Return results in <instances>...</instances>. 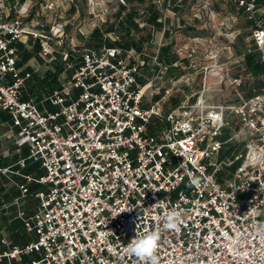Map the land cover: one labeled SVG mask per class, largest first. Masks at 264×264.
Wrapping results in <instances>:
<instances>
[{
	"label": "built area",
	"instance_id": "1",
	"mask_svg": "<svg viewBox=\"0 0 264 264\" xmlns=\"http://www.w3.org/2000/svg\"><path fill=\"white\" fill-rule=\"evenodd\" d=\"M223 1L245 7L264 70V5ZM153 3L162 8L159 22L166 21L170 0ZM210 6L211 0H204L205 14L198 17L213 19ZM13 10L16 18H10ZM29 13L24 5L0 0V109L21 128L17 142L29 147L27 160L44 167L47 175L39 182L48 191L37 194L38 214L24 220L38 242L0 254V264L34 253L39 260L25 264H136L125 246L135 231L162 223L173 207L183 210L185 223L179 231L163 233L160 264H264V73L261 92L242 105L210 104L212 88L205 86L195 102L184 100L165 113L159 103L143 106L150 85L137 80L148 64L163 75L159 58L135 48H88L81 65H69L74 68L70 86L53 96L59 112L47 113L22 100L29 75H19L16 44L28 36L36 39L50 65L57 61L52 41L64 46L66 27L55 20L48 27L39 21L27 27ZM210 60L206 77L241 88L243 78L220 62L219 52ZM71 89L81 94L68 103ZM229 110L243 127L223 141L231 126L225 119ZM153 119L163 127L150 132ZM242 139L244 152L221 158L228 142ZM159 200L161 206L150 207Z\"/></svg>",
	"mask_w": 264,
	"mask_h": 264
},
{
	"label": "crops",
	"instance_id": "2",
	"mask_svg": "<svg viewBox=\"0 0 264 264\" xmlns=\"http://www.w3.org/2000/svg\"><path fill=\"white\" fill-rule=\"evenodd\" d=\"M15 1L16 0H13L14 3ZM20 1L21 3L25 2L22 0ZM194 1L174 0L173 8L170 7L169 9L170 16L166 21L161 24L158 20L159 26L157 27L147 24L148 29L154 28L159 30L160 39L162 41L161 49L167 45H172L174 48H177L178 45H174V40L171 38L174 32H183L187 29L196 30L197 33L195 34L197 35H193V37H190L192 35L187 36L188 40L189 38L199 39L198 37H208L209 32L204 31L203 27L207 26L206 23L203 22V24H199L196 20V16L199 18V15L192 18L189 15L190 13L187 14V11H191L189 5L192 6ZM225 19H232L231 22L228 23L230 26H233V28L238 24L242 26V21H239V23L236 22V16H226ZM29 22L30 23L26 25L27 27L32 24V21ZM198 24L201 26L200 28ZM199 30H201V32H199ZM232 32L237 34L234 35L233 33L232 37L227 35L226 37L229 41L226 45L220 47L218 45L216 52H219L221 63L230 65L232 71H236L232 73L234 76L243 78V84L240 89L237 90L229 85L219 84L215 77H206V75L194 76V74L192 76H183L180 70L182 67L180 66L179 69L176 67L185 62L189 65V63L194 62V60L178 54V60L173 65H169L165 59L160 60L161 64L166 65L163 75H158V77L155 76L157 70L153 71V69L157 68H152L154 66L150 64L139 69L137 76L139 84L142 86L150 85L147 95L143 99V106L148 108L150 104L159 103L163 111L168 113L173 110V108L180 106V103L184 100L195 102L205 86L212 88L208 98L210 104L239 106L242 105L245 100L259 94L262 89L264 71L253 72L254 66L252 65L250 67L245 60L247 55L255 53L256 62L258 61L261 63V56L254 49L255 45L251 38V30L248 28H243V30L238 28ZM132 34H134V30H132ZM233 38H235V40H233ZM36 41V39L28 36L22 42L16 44L18 50L17 61L19 75L22 77L29 75V78H27L22 88V100L34 103L44 112L56 113L59 112V109L53 103V96L56 91L64 90L66 87L70 86L73 69L81 65L82 59L81 56H79V58H74L75 60L72 59V53L76 52L75 48H71L68 51L72 56L67 52H58L57 50V53L64 55V59L67 60V63L64 64L63 68L60 67L59 70L48 73V75H46L47 77L39 78L37 75L40 76L42 74L43 65L37 57L39 49ZM146 42H143V44ZM135 47H137L139 52H144L148 49V46L144 49L139 45ZM253 49L254 51H251ZM249 50L251 52H249ZM222 51L223 54H221ZM26 53L30 54V57L25 58ZM153 53H155V51L152 50V52L149 51L147 55L153 56ZM68 56L71 57L72 60H70ZM69 65H73L74 68H69ZM66 72L68 73L67 77H63L62 74ZM36 77L37 79L35 80ZM13 82L14 77L9 76L7 83L11 84ZM70 92L71 95L68 97V103H72L78 99L81 94V92L76 89H71ZM225 119L231 123V126L226 130L229 131L227 133V138H225V131L222 140L228 141L233 134L240 131L243 125L238 117L230 110L225 114ZM234 125L238 126V128L234 129ZM162 127L163 124L158 119H153L149 131L155 132ZM20 134L21 128L14 126L11 114L6 110L0 109V254L7 253V251H11L15 247L23 249L25 246L38 242L36 234L27 230L24 220L31 219L38 214L41 206L37 194L48 191V186L39 182L41 178L47 175L46 171L40 162L27 160L29 147L27 145L19 147L17 141L19 140ZM237 142H243V139ZM243 143H245V145L242 148L239 143L231 145L230 149L229 146H227V148L225 146L221 158L231 160L235 158L238 153L244 152L246 142ZM22 160H27L25 166L21 165ZM40 257L41 255L37 253L23 255L22 258L14 260L13 264L30 263L39 260ZM6 263L7 260H4L1 264Z\"/></svg>",
	"mask_w": 264,
	"mask_h": 264
},
{
	"label": "rangeland",
	"instance_id": "3",
	"mask_svg": "<svg viewBox=\"0 0 264 264\" xmlns=\"http://www.w3.org/2000/svg\"><path fill=\"white\" fill-rule=\"evenodd\" d=\"M143 1L144 3L141 4L138 2V0H125L126 5H123V3L120 0H26L24 3H21L20 0H16L15 3L13 2V0H8V4L10 2L9 5L11 7H14L16 5L17 7L21 8L24 5L25 8H28V11L30 13L24 18V22L26 23V25L27 23H30L29 21H39L43 23L45 27H48L49 25H51V22L52 23L54 22V20L64 24V26L66 27L65 30L66 46L64 45L62 47H59L58 44L56 43V39H54L52 42L53 44H55L58 52H67L69 55L71 53H69L68 51L71 48H75L76 52L72 53L73 54L72 59L76 57L79 58V56L82 55L84 49L90 48V49L98 50L104 47H108L106 43L117 44L123 41V38L126 39L127 37L125 36L126 34L125 28L127 27V25H124L125 23L124 20L126 18V15L130 13V11H134L138 14L137 16L138 18L136 19L137 23L142 19L141 22L145 23L146 29L142 28L141 31H136L134 29V34H132L131 41H133V43H135L136 45L141 46L143 49L146 46H148V49L144 53L147 55L149 51L152 52L153 50L155 51V53H153L154 55L153 56L148 55V56L151 58H155V57L159 58L161 44H162V41L160 39L161 37L160 32L159 30L154 28H149V29L147 28L148 26L147 15H149V13L145 15V11L147 12V8L149 9L156 8L155 7L156 4L151 3V1L149 0L148 1L143 0ZM203 4H204V0H200V1L195 0L192 6L189 5L191 11L190 12L187 11L188 12L187 14L190 13L189 15L192 18H194V16L198 14L204 16L205 9L203 8ZM170 7L173 8V3L172 4L170 3ZM210 7L215 14V17L213 19H210L208 14L207 16H205L206 18L204 19L197 18L196 16V20L198 21L199 24L200 23L203 24V22L206 23L207 26H203V27H204V31L209 32L208 37L206 38L198 37L199 39L189 38L188 40L187 35H185L184 32L178 31L172 34L171 38L174 40L173 44L178 45L177 48L175 47L173 49L175 51V54L177 56L178 54H180L182 56H186L194 60V62H190L189 65L186 64L185 62L183 64H180L178 67H176L177 69H179L180 66L182 67L180 70L183 76H192L193 74L194 76L205 75L206 74L205 71L206 70L208 71L209 69L207 68L211 66V60H210L211 54L217 53L216 49L218 45L219 47L222 45H226V43L229 41L228 38L226 37L227 35H229V37L230 36L232 37L233 33L234 35H236L237 33L232 31L240 28L238 25H236L234 29L233 26H230V24L228 23L231 22L232 19L230 20L225 19L226 16L227 17L236 16V14L234 13H237V10L234 7H232L230 3H225L223 0H211ZM220 9L224 11H228V13L223 14L222 12L219 11ZM160 10H162V8ZM121 11H124L122 16L119 15ZM232 11H234V13ZM12 13L13 15L11 14V18L12 16L13 18H16L18 16V13H15V10H13ZM118 21H120L119 24ZM113 25H118L117 27L118 31L117 32L113 31L111 33L107 32L106 30L108 28H111ZM97 27L101 28L102 33L104 34L102 40L103 45H101L100 47H98L97 39L92 38V34L97 29ZM200 27L201 26L199 25V28ZM241 27L247 29V24H244V22L242 21ZM199 32H201V30H199ZM117 36H119V38H117ZM190 37H193V35ZM233 40H235V38H233ZM143 42L146 43L143 44ZM221 54H223V51ZM37 57L39 58L41 64L43 65L42 74L40 76L37 75V77L39 78L47 77L46 75H48V73L50 72L53 73L55 72V70L56 71L59 70L60 67L63 68L64 64L67 63V60L64 59V55H62L61 53H57V61L55 62L56 64L55 63H52L50 65L47 64L46 60H44L43 57L41 56L39 50ZM150 65L153 66L152 64ZM155 67L156 66L152 68ZM156 70L157 69H153V71ZM67 74L68 73L66 72L62 74V76L67 77ZM155 76L158 77V74L156 73ZM37 77L35 78V80L37 79ZM237 128L238 126L234 125V129ZM236 143H239L241 145V148L245 145V143L243 142H237L233 140L226 145V148L227 146H229L230 149L231 145ZM238 164L239 163H237L235 167Z\"/></svg>",
	"mask_w": 264,
	"mask_h": 264
},
{
	"label": "trees",
	"instance_id": "4",
	"mask_svg": "<svg viewBox=\"0 0 264 264\" xmlns=\"http://www.w3.org/2000/svg\"><path fill=\"white\" fill-rule=\"evenodd\" d=\"M22 1H26V0H22ZM148 1V0H147ZM151 1V3L154 2V0H149ZM174 0H170L171 4ZM139 3L143 4L144 1L143 0H138ZM258 2L261 4V5H264V0H258ZM225 3H230L232 7H234L236 10H237V13H234V11H232L234 14H236V22L239 23V21H243L245 22V24H247V28L249 27L250 30H251V33H252V27H253V22L249 21L247 19V13H246V9L245 7H240L238 6L237 4H234V3H231V2H225ZM153 5V4H152ZM157 8V6H155ZM151 8V7H150ZM156 8H153V9H149L147 8V12L145 15H147V13H149L148 18H147V21H148V24L150 25H154V26H159V23H158V20L161 18L162 16V10H160L159 8L156 9ZM170 8V7H169ZM220 12H222L223 14L228 11H224V10H219ZM124 13V11H121L119 13L120 16H122ZM138 14L134 11H130L129 14L126 15V18L124 20V25H127V27L125 28L126 29V34L125 36L127 37L126 39L123 38V41L119 42V43H106V45L109 47V48H113L114 46H118V47H121L122 49H125V50H130V48H135L136 50L137 47H135V43H133V41H131V38H132V30H136V31H141V27L139 25V23H137L136 19L138 18L137 17ZM146 17V16H145ZM246 19V21H245ZM142 20V19H141ZM121 21V20H120ZM120 21H118V24L120 23ZM145 21V20H144ZM163 23V22H162ZM161 23V24H162ZM238 26L240 27V29L243 30V27L240 26V24H238ZM118 25H113L111 28H108L106 31L111 33L113 31H118L117 28ZM248 28V29H249ZM105 32V31H104ZM185 35L187 36H190V35H195L196 31L193 29H187L185 31H183ZM103 37H104V34L102 33V30L101 28L97 27V29L93 32L92 34V38H95L97 39V42H98V47H100L101 45H103ZM36 44L38 46V49L40 51V44H38V42L36 41ZM174 47L172 45H167V46H164L161 50H160V54H159V59L162 60V59H165V61L169 64V65H173L174 63L177 62L178 60V56L175 54L174 52ZM255 49V48H254ZM254 49L252 51H254ZM18 51V50H17ZM139 51V50H138ZM256 54H252V55H247L245 60L247 61V63L249 64V66L251 67L252 65L254 66L253 67V72H260V71H264L263 70V65H261V63H259L258 61L256 62ZM30 57V54L26 53V57L25 58H28ZM68 58L70 60H72L69 56ZM159 60V61H160ZM167 64V65H168ZM166 65V64H165ZM57 83V81H56ZM176 108V107H175ZM173 108V109H175ZM229 131H226V137L227 138V133ZM224 133V134H225ZM233 169H234V166H233Z\"/></svg>",
	"mask_w": 264,
	"mask_h": 264
},
{
	"label": "clouds",
	"instance_id": "5",
	"mask_svg": "<svg viewBox=\"0 0 264 264\" xmlns=\"http://www.w3.org/2000/svg\"><path fill=\"white\" fill-rule=\"evenodd\" d=\"M194 184L195 180L192 181ZM162 202L159 200L150 207H159ZM129 212L133 210H128ZM145 213L147 209L143 210ZM141 215L138 216V219ZM185 223L183 210L175 207L170 208L164 214L163 222L158 224L153 230L143 233L135 231V235L125 246L128 256L135 258L136 264H160L158 250L162 241V235L169 231H179Z\"/></svg>",
	"mask_w": 264,
	"mask_h": 264
}]
</instances>
